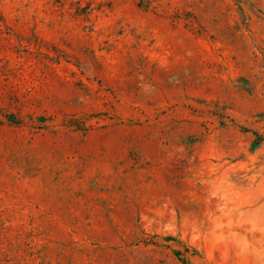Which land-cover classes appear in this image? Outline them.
Returning a JSON list of instances; mask_svg holds the SVG:
<instances>
[{
	"label": "rangeland",
	"instance_id": "1",
	"mask_svg": "<svg viewBox=\"0 0 264 264\" xmlns=\"http://www.w3.org/2000/svg\"><path fill=\"white\" fill-rule=\"evenodd\" d=\"M0 264H264V0H0Z\"/></svg>",
	"mask_w": 264,
	"mask_h": 264
}]
</instances>
